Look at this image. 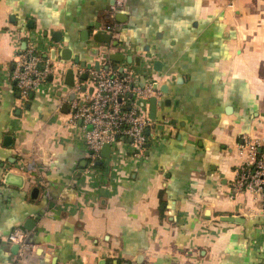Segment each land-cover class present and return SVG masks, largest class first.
Returning a JSON list of instances; mask_svg holds the SVG:
<instances>
[{
	"label": "crops",
	"instance_id": "crops-1",
	"mask_svg": "<svg viewBox=\"0 0 264 264\" xmlns=\"http://www.w3.org/2000/svg\"><path fill=\"white\" fill-rule=\"evenodd\" d=\"M114 2L0 0V264H264L261 201L233 190L241 147L264 136V0H126L112 19ZM34 40L59 63L152 65L169 89L154 114L149 101L143 153L119 141L89 175L61 110L82 87L23 97L11 79ZM17 227L25 249L7 241Z\"/></svg>",
	"mask_w": 264,
	"mask_h": 264
},
{
	"label": "built area",
	"instance_id": "built-area-1",
	"mask_svg": "<svg viewBox=\"0 0 264 264\" xmlns=\"http://www.w3.org/2000/svg\"><path fill=\"white\" fill-rule=\"evenodd\" d=\"M125 2L115 0L109 13L112 19ZM104 30L113 35L116 33L114 25L110 23L105 25ZM37 43L30 44L17 56L11 79L15 81L21 95L28 97L45 93L51 85L62 90L66 87L65 73L67 69L73 68L75 85L71 89L75 94L81 90L82 75L88 74L87 90L83 96L70 99L66 94L63 102L71 103L72 110L75 109L68 113L66 123L70 127H79L82 132L89 150V175L94 173L105 143L115 146L119 141L130 140L137 152L143 153L149 141L147 130L152 124L148 112L149 101L161 95L160 90L153 86L160 77L152 65L144 64L141 69L124 62L121 64L124 70L120 72L108 61L106 53L99 57V70L95 69L94 64L87 66L73 61L59 63L51 57V53H44ZM109 63V68H104ZM141 75L145 76L144 86L140 83ZM116 135L119 139H116ZM241 150L243 158L233 190L235 194L250 192L257 195L264 214V136L248 139ZM7 241L18 245L20 249L28 247L27 235L19 227L8 235Z\"/></svg>",
	"mask_w": 264,
	"mask_h": 264
},
{
	"label": "water",
	"instance_id": "water-1",
	"mask_svg": "<svg viewBox=\"0 0 264 264\" xmlns=\"http://www.w3.org/2000/svg\"><path fill=\"white\" fill-rule=\"evenodd\" d=\"M118 30V29H117ZM55 40L58 41L57 37H54ZM95 39L99 42H104V43H108L112 41V37L110 35L104 34V33H97L95 35ZM66 51H68L66 49ZM58 55V53H51V57L55 58ZM107 59L110 63H116L117 66H114L115 69H118L120 72H123V67L121 66L122 63L127 62L129 64H133V62L135 61V63L137 64V67H140L141 69H143L142 63H141V57L138 56L135 58V60L133 59L132 56H125L124 53L119 54V53H106ZM62 57L64 59H71V53H62ZM96 57H98L96 63L94 64L95 69H100L101 68V62L99 60V57H101L99 55V53L96 54ZM76 63L79 64V58L76 57L75 58ZM110 63L108 65H106V68H109ZM120 64V66H119ZM82 65H87L90 66L91 64L88 63H82ZM136 66V65H135ZM155 69H158V64L156 63ZM82 79L87 80L88 79V74H83ZM50 80H52V77L50 78ZM65 84H66V89H68L69 87H73L75 85V71L73 68H70L66 71V75H65ZM145 84V76L141 75V85L144 86ZM154 88L158 89L160 88L162 91L164 92H168V85H164V87L160 86L159 82L156 81L154 82ZM87 90V86L83 85L82 86V91H86ZM90 91H92V89H90ZM75 95L71 96V99H74ZM151 109L153 114L156 112L157 110V98L153 97L151 99ZM61 110L64 113H70V111L72 110V107L70 104L65 103L61 106ZM72 111H75V109H73ZM151 112V114H152ZM154 116V115H153ZM81 123V121L79 122ZM9 138H7L8 140ZM116 139L118 138V135H116ZM123 140V139H122ZM113 146L110 143H105L102 147V156L103 158H109L110 154L112 152ZM101 163V162H98ZM24 176L20 175V174H16L13 172H9L7 173L6 177H5V183L7 184H12V185H16L19 187H22L24 184ZM224 221H243L242 218L240 217H234V216H226L223 217ZM16 248L18 249V245H16Z\"/></svg>",
	"mask_w": 264,
	"mask_h": 264
},
{
	"label": "trees",
	"instance_id": "trees-1",
	"mask_svg": "<svg viewBox=\"0 0 264 264\" xmlns=\"http://www.w3.org/2000/svg\"><path fill=\"white\" fill-rule=\"evenodd\" d=\"M98 167V165H96Z\"/></svg>",
	"mask_w": 264,
	"mask_h": 264
}]
</instances>
